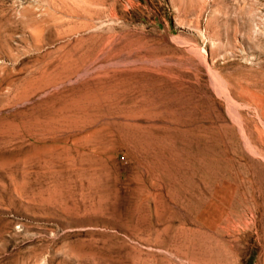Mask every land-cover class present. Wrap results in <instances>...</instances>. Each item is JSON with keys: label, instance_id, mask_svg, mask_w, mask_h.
<instances>
[{"label": "rangeland", "instance_id": "obj_1", "mask_svg": "<svg viewBox=\"0 0 264 264\" xmlns=\"http://www.w3.org/2000/svg\"><path fill=\"white\" fill-rule=\"evenodd\" d=\"M0 264H264V0H0Z\"/></svg>", "mask_w": 264, "mask_h": 264}, {"label": "bare ground", "instance_id": "obj_2", "mask_svg": "<svg viewBox=\"0 0 264 264\" xmlns=\"http://www.w3.org/2000/svg\"><path fill=\"white\" fill-rule=\"evenodd\" d=\"M39 46V45H38Z\"/></svg>", "mask_w": 264, "mask_h": 264}]
</instances>
